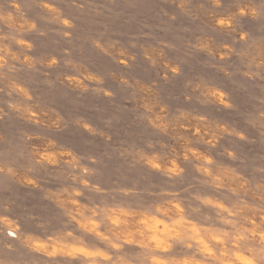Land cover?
<instances>
[{
	"label": "clouds",
	"instance_id": "obj_1",
	"mask_svg": "<svg viewBox=\"0 0 264 264\" xmlns=\"http://www.w3.org/2000/svg\"><path fill=\"white\" fill-rule=\"evenodd\" d=\"M0 264H264V0H0Z\"/></svg>",
	"mask_w": 264,
	"mask_h": 264
}]
</instances>
